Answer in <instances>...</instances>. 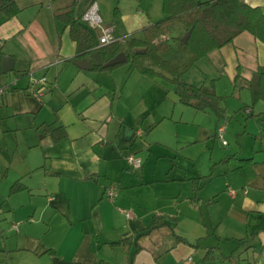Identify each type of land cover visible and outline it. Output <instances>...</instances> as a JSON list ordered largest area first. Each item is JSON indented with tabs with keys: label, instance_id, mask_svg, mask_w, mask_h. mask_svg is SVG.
Wrapping results in <instances>:
<instances>
[{
	"label": "crops",
	"instance_id": "0c3cea01",
	"mask_svg": "<svg viewBox=\"0 0 264 264\" xmlns=\"http://www.w3.org/2000/svg\"><path fill=\"white\" fill-rule=\"evenodd\" d=\"M73 1L17 0V15L0 14V66L11 55L17 71L0 72V83L13 81L0 96V264H264V100L251 105L250 90L264 42L244 30L184 75L225 97L213 117L132 64L75 63L76 42L55 17ZM93 1L126 38L165 16L164 0H76L75 15ZM245 1L264 9V0ZM43 75L47 93L29 94L33 77ZM236 111L243 120L235 148L196 168L222 119ZM45 125H64L67 135L56 142ZM130 153L142 158L140 167L128 162ZM17 180L26 188L11 192ZM154 218L161 223L148 230Z\"/></svg>",
	"mask_w": 264,
	"mask_h": 264
},
{
	"label": "trees",
	"instance_id": "16d2710c",
	"mask_svg": "<svg viewBox=\"0 0 264 264\" xmlns=\"http://www.w3.org/2000/svg\"><path fill=\"white\" fill-rule=\"evenodd\" d=\"M76 0L67 8L57 10L55 17L69 26L70 36L76 42V57L84 58L95 51L97 58H92L93 70H111L125 62H132L140 73L152 78H162L175 85L176 93L185 104L200 110H211L222 115L220 104L225 97L215 91L214 84L195 85L188 83L184 75L209 52L220 48L244 30L252 32L264 42V9L261 5H252L245 0H164L165 16L145 26L139 35L97 46L99 33L91 29L81 17L75 15ZM21 10L17 0H0V14L5 18L17 15ZM183 28V34L175 35L173 27ZM190 30L186 41L183 35ZM118 34V33H117ZM168 35V39L163 37ZM126 52L127 60L114 65L105 63L120 52ZM4 53L0 50V57ZM0 72H2L0 66ZM252 103L264 100V65L255 71L250 81ZM54 141L67 135L64 125L50 129ZM248 160V159H240ZM201 177L193 178L195 190L200 188ZM26 188L20 180L11 186V192ZM175 218L167 222L172 224ZM158 218L148 226V230L160 225ZM254 235V234H253ZM179 240H186L178 236ZM122 241H114L113 244ZM139 246L136 248V250ZM209 255V254H208ZM132 260L129 259L128 264ZM76 264H91L78 262ZM94 264H113L100 260Z\"/></svg>",
	"mask_w": 264,
	"mask_h": 264
},
{
	"label": "built area",
	"instance_id": "2783aa9c",
	"mask_svg": "<svg viewBox=\"0 0 264 264\" xmlns=\"http://www.w3.org/2000/svg\"><path fill=\"white\" fill-rule=\"evenodd\" d=\"M82 20L93 30H99V41L97 46H102L105 44H109L114 41H125L126 37L124 35L117 34L115 30V24H107L105 23L98 4L96 1H93L87 9L82 13L81 16ZM13 81H7L0 83V96L6 93L11 87H12ZM48 85V79L45 75L41 77L34 76L32 81L29 83L27 87V92L29 94H33L35 96H42L47 88ZM226 132V125H219L217 127V135L220 137L222 142L224 144L228 143L227 138L225 137ZM127 160L131 164L133 168H138L142 165V158L135 153H130L127 155ZM106 193L109 198L113 199L114 196L118 193V186L116 184H111L108 189L106 190ZM18 229V225H15Z\"/></svg>",
	"mask_w": 264,
	"mask_h": 264
},
{
	"label": "rangeland",
	"instance_id": "374dc122",
	"mask_svg": "<svg viewBox=\"0 0 264 264\" xmlns=\"http://www.w3.org/2000/svg\"><path fill=\"white\" fill-rule=\"evenodd\" d=\"M183 28H179L178 26H174L173 27V33L176 35H181L183 34ZM164 39H168V37H163ZM90 58H97L96 52L93 51L89 54ZM126 65L132 64L131 61L129 62H125ZM124 64V63H123ZM121 65V64H120ZM94 73L96 71H93ZM97 73V72H96ZM17 74L16 70H10L9 71V78L15 77ZM24 80H21L20 83H22ZM47 93V91H46ZM57 97L59 99L62 100V98H64V94L58 92ZM189 107V106H187ZM190 109L189 112L190 114L193 113L194 108H188ZM237 114H235L233 117H231L230 120L227 119H222V121L220 122V125L225 124L228 128H227V132L225 133V137L228 140V144H223L221 139L219 137L216 136H212L211 140L209 141V143L204 146V148H202L201 150V159L200 161L197 162L196 168H200L201 170H203L204 167V162L208 161L209 159L212 160H218L220 159L222 156H225L226 152H228V150H230L231 148H235L236 146V138L238 136V134L236 133V131L241 127V122L243 120V115L241 112L236 111ZM213 117H217L216 113L212 112ZM217 119V118H216ZM249 121L251 123L252 128H255V124L253 125L254 118L250 117ZM247 135V134H246ZM248 137V136H247ZM179 159H183V156L180 155ZM192 167V165H191ZM200 169H196V170H200ZM204 170H208V169H204Z\"/></svg>",
	"mask_w": 264,
	"mask_h": 264
},
{
	"label": "water",
	"instance_id": "95a60500",
	"mask_svg": "<svg viewBox=\"0 0 264 264\" xmlns=\"http://www.w3.org/2000/svg\"><path fill=\"white\" fill-rule=\"evenodd\" d=\"M190 34V30L187 31L184 35H183V40L186 41L188 36ZM127 60V54L126 52L122 51L120 53H118L117 55H115L114 57H112L109 61H107L105 63L106 66L109 65H114L123 61ZM75 63H77L78 65L85 67V68H91L92 67V62L85 59V58H81V59H74ZM15 66V60L14 57L11 55H5L3 57V61H2V69L4 72H7L9 70L14 69Z\"/></svg>",
	"mask_w": 264,
	"mask_h": 264
}]
</instances>
